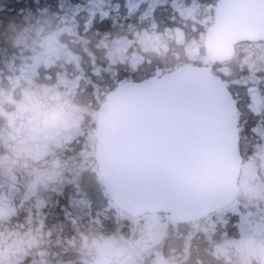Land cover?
<instances>
[{
    "label": "flooded vegetation",
    "instance_id": "1",
    "mask_svg": "<svg viewBox=\"0 0 264 264\" xmlns=\"http://www.w3.org/2000/svg\"><path fill=\"white\" fill-rule=\"evenodd\" d=\"M91 4L86 0V5ZM97 5L94 3V8L87 11L82 29L76 23L78 16L74 15L77 5H70L72 17L67 20L66 27L70 36L82 43L86 56L74 45L66 50L70 59L64 58L63 53L53 57L47 52L48 60L54 66L65 61L77 71H82V74H73L71 82L61 79L56 86L66 91L77 90L81 76L97 74L94 71L100 76L98 83H107L104 79L107 76L119 84L125 80H140L159 71L166 72L183 64L211 68L224 79L237 101H242L246 109L240 193L228 206L195 220L174 222L167 213H147L139 217L128 215L139 228L129 248H123L121 236L117 235L121 228L117 225L115 234L103 235L91 247L88 216L92 203L81 195L83 190L90 189L91 179L86 175H93L99 185V206L110 208L112 202L104 192L94 158L95 125L82 123L85 117L77 115L80 136L59 148L62 153L54 158L58 163L54 168L59 172L66 170L64 178L67 174H71V178L76 175L72 182L79 191L77 199L73 195L52 193L43 209V195L38 194L40 200L35 203H31V198L25 201L26 195L23 196L26 203H31L30 208L18 213L21 218L19 232L14 236L8 234V255L13 258L11 253L18 252L15 264H124L130 257H137L140 264H264V67L258 68L250 61L255 56L254 52L262 56L259 53L264 52V41L236 44L234 59L222 63L210 62L204 47L208 28L219 20L229 24L235 10L246 9V0H99ZM123 13L127 16L124 19ZM103 22L108 23V30ZM224 32L217 30L216 35L224 36ZM21 55L19 50L18 55L8 58L7 66L0 68V137L5 139L3 150L8 152H27V128L32 127L27 122L26 102L21 97L17 98V93L23 95L22 84L28 77L26 66L19 65L24 60ZM246 66L253 78L246 76ZM45 69L49 71L51 67ZM122 73H126L123 80L118 76ZM12 78H18V83L14 85ZM57 78L53 77V83ZM241 93L243 98L240 101ZM246 96L249 97L247 100ZM58 100L61 99L56 100L59 106L72 102V99L65 103ZM92 101L88 103L99 105L102 102L95 97ZM52 112L48 109L40 113L38 126L29 132L42 131L45 127L40 128L41 123L47 122ZM86 116L90 117L89 114ZM31 120L29 118V123L35 124ZM34 156L41 165V159L47 157L37 154L36 149ZM40 164L35 170L34 183L42 185L53 181L51 173L46 172L48 176L42 177ZM53 190L58 191L57 188ZM74 200L77 203L82 200L88 208L76 209ZM6 204L5 215H10V197H6ZM102 212L106 218L115 214L116 222H119L117 210ZM59 215L68 223H71V217L74 221L83 215V227L59 226ZM113 236L118 240H112ZM107 241L110 243L105 246ZM100 243L106 247L102 256ZM129 252H132L130 257ZM129 260V264H133Z\"/></svg>",
    "mask_w": 264,
    "mask_h": 264
},
{
    "label": "water",
    "instance_id": "2",
    "mask_svg": "<svg viewBox=\"0 0 264 264\" xmlns=\"http://www.w3.org/2000/svg\"><path fill=\"white\" fill-rule=\"evenodd\" d=\"M241 21L228 37L215 39L210 28V60H231L241 40H264V0H246ZM239 120L234 95L206 67L123 82L98 108L94 131L106 193L133 216L164 212L176 222L227 206L240 190Z\"/></svg>",
    "mask_w": 264,
    "mask_h": 264
},
{
    "label": "trees",
    "instance_id": "3",
    "mask_svg": "<svg viewBox=\"0 0 264 264\" xmlns=\"http://www.w3.org/2000/svg\"><path fill=\"white\" fill-rule=\"evenodd\" d=\"M89 1L92 3L90 6L86 5V0H0V68H4V65L7 66L6 64H8V58H13L14 56L18 55L19 50L22 51L21 56L24 57V60L21 62V64L19 62V65L26 66L27 61L29 63L27 55L29 52L28 47L31 45L30 43L36 39L38 48L40 49V54L34 63L33 71H31L28 77L30 75L34 77L36 75L37 77H41L46 72H48L46 71L45 67H43L42 62L39 59L41 58V50L44 39L54 34V45L56 39L63 38V36H65L66 40H68L67 34L69 31L66 27V23L67 20L72 17L70 10L72 7L70 6L71 4L77 5L78 7V10L74 15L78 16L76 23H79L82 29L84 16L87 15V11L90 8H94V3L95 6H98L97 4L99 3V0ZM121 16L123 19L127 17L125 13L121 14ZM103 24L105 27L108 26L107 22H103ZM108 29L109 28L107 27L106 30ZM58 30L60 32H58ZM74 40V42L71 41V39L70 41L68 40L69 45H74L83 56H86L85 52H83L82 43L76 39ZM16 43H19V45H16ZM48 44H46V46L49 48ZM256 54L257 53L254 52L253 55ZM67 66L71 69V73L75 72L76 74L77 69L71 65ZM34 71L35 73L37 71V74H35ZM94 72L97 74L90 73L87 74L85 78L84 75L81 76L82 79L79 83V89L76 90L73 88L68 91H66L67 89L65 90L63 87L54 86V79L47 81L42 77V81H40V78L38 77L37 81L42 85L40 88L36 90L30 89L25 95L17 93V98L21 97L26 102L25 113L27 116V122H29V118H36L38 115H40V113L43 112L41 109L46 107L47 109H50V111H53L51 110L52 108H56L58 110H64L65 112L68 111L71 114H74L76 117L77 115L80 117L84 116L85 119L82 120V123H88L91 124V126H94V115L98 104L95 103L90 105L88 101H92L94 97L102 100L104 94L116 85V83L112 82L109 77H104V75L103 77L107 83H98L100 76L98 72ZM49 73L50 75L54 76L56 71L49 70ZM125 75L126 73H122L118 76H120V79L123 80ZM235 75L239 74L235 73ZM251 75L252 74H250L248 67L246 66V76ZM251 78L253 77L251 76ZM76 79H78L77 76ZM248 98L249 97L246 96V100ZM57 99H61V101L58 100L61 103H65L70 99H72V102L70 105L59 106L56 103ZM240 108L242 111L241 146L243 147L245 135L244 130L246 124V109L242 102H240ZM86 114H89L90 117H87ZM4 142L5 139L0 137V253L4 252L7 254L5 258L6 260L10 261L12 258L8 255L7 237L9 233L14 236V234L18 233L20 230L19 225L21 224V218L18 217V213L22 210L29 209V205L31 203H35L36 201L40 200L37 198L38 194L44 196V198H42V208L45 209L47 202L49 201L48 196L52 193H60L68 196L73 195V197L77 199L76 197L79 191L72 182V178L75 179L76 175L71 178V174H67L64 178L63 175L66 170L59 172L56 170V168H54L56 166H50L51 163L50 160L47 159L48 157H43L41 159V165L40 161H36L37 159L34 155L29 156L28 152H8L3 150ZM65 146V144H62V147ZM26 147L28 149L27 143ZM61 151V149H58L57 151L54 150L50 155L55 158L58 155L60 156L62 153ZM38 164H40L42 167V177L45 178V175L48 176L47 174L51 173L50 175L53 181L44 182L42 185H37L34 183L35 170L38 168ZM56 164L58 163L56 162ZM86 177L91 179V185L89 187L90 189L89 191L83 190L81 195L84 198H89L90 202L92 203L90 206L91 213L88 216L90 231L92 233L90 243L91 247H93L92 245L94 242H97L101 236L105 234H115V226L117 225L119 228H121V231H118L120 234L117 235L121 236L120 240L123 248H129L134 233L139 230L137 224L131 222V218L128 215L121 213L112 207V205L110 208L99 206V185L96 181H94L95 177L93 175L89 174V176L86 175ZM53 188H57L58 191L54 192ZM25 195L27 198H31V203H26L22 199V197ZM6 197H10V211L12 212L10 215H5L7 210ZM74 203L76 209L78 208L83 210L88 208V204H85L82 200H80L78 203L74 200ZM108 209L109 211L117 210V212H119L117 215L119 222H116L115 214H111L107 218L105 217V214L102 215V211L105 212L108 211ZM71 220V223H68L61 215H59V226L64 225L65 227H68L72 225L73 227L78 228L83 227V215H80V218L76 217L74 221L73 217H71ZM109 243L110 242L107 241L105 246H108ZM99 246H103V244L100 243ZM105 246H103V251L100 252L101 256L104 255V249H106ZM125 252H127V250ZM0 264H7L5 259L1 256Z\"/></svg>",
    "mask_w": 264,
    "mask_h": 264
},
{
    "label": "rangeland",
    "instance_id": "4",
    "mask_svg": "<svg viewBox=\"0 0 264 264\" xmlns=\"http://www.w3.org/2000/svg\"><path fill=\"white\" fill-rule=\"evenodd\" d=\"M47 23V22H46ZM56 32V31H55ZM67 39L70 41L74 39V36H70V33L67 34ZM57 37V36H56ZM55 40V35H51L47 38L44 39V43L48 44L49 48L47 46H42V50H41V60H43L42 64L44 67L46 68H50L53 71H56V75L52 76L50 75L49 71L46 72L44 75H42L41 77L38 76L40 78V81H42V77L43 79L50 81L53 79V77H57L56 82L53 84L54 86L57 85V83L60 82L61 79H65L66 82H71L72 81V75L75 74V72L71 73V69L68 68V66L66 65L67 63L64 62V64H56L55 66L53 64L50 63V61L48 59H50V56L48 57L47 52H50V54L53 57H56L57 55L63 53V57L66 59H70V53L67 52L66 50L63 49H68L69 42L68 40H66V37L63 36V38H58L56 39L55 45L57 47H55V45L53 44V41ZM31 45L28 47L29 52L27 53L28 55V60L29 63L27 61V65H26V72L27 75L33 71L34 69V63L35 61L38 59V56L40 54V49L38 48V44H37V40L35 39L34 41H32V43H30ZM63 48V49H62ZM261 51L259 54L262 56H259L258 54H256L254 56V58H252L250 61L253 62V65H256L258 68H260L261 66L264 67V52ZM65 53V54H64ZM54 66V67H53ZM25 68V67H24ZM252 68V67H251ZM35 73V71H34ZM49 73V74H48ZM82 74L81 70H78L76 72V74ZM37 74V71L36 73ZM34 75V74H33ZM37 75L34 76H29L26 77V81L23 82L22 84V88L24 90V93H22L23 95L26 94V92L28 90H33V89H38L40 88L42 85L37 81ZM18 78L13 79L12 78V83L15 85L18 83ZM243 94V93H242ZM241 95V94H240ZM243 98V96L241 95V99ZM42 111H46L48 110L46 107L41 109ZM50 120H48L47 122H42L41 123V127H45L44 129H41L42 131H34L30 134H27V145H28V155H34L35 149H36V153L40 154L42 153V155L47 156L48 160H50V163H52L54 166H57L58 164H56V160L54 159L53 156H51V152H53L54 150L57 151L59 149V147H61V144H67V142L69 141V139H74L78 136H80L81 133V129L79 127V124L77 123V121L79 119H77V117L75 115H72L70 112H65L64 110H58L55 109L52 112V115ZM41 114L38 117H34L31 122H35V124H33V128H35V125L38 126V119H40ZM50 117V116H49ZM48 119V117H47ZM53 123L55 126H53ZM29 125H32V123H29ZM31 130V128H27V132H29ZM55 131H57V133H55ZM45 137V138H44ZM44 139V140H43ZM61 140V141H60ZM43 141V143H42ZM40 143H42V145L40 147L35 148L36 146H38ZM58 145V146H57ZM57 146V147H56ZM43 161V160H42ZM61 165H63V163L60 162ZM57 169H59L57 167ZM24 200H27V197L24 198ZM157 227V225L155 226ZM159 229H157L156 231H158ZM103 236H101L99 239H102ZM112 240L116 241L118 240L117 236H113ZM8 249V247H7ZM7 252V251H6ZM134 253L136 252V249L133 251ZM17 253H11V255L13 256L12 259H10V261L6 260V255L4 252L0 253V256L2 258L5 259V262L7 264L10 263H15L16 261V257H17ZM132 254V252H129V257ZM10 257V256H9ZM129 259H131V262L133 264H140V260L137 259V257H130ZM127 260L124 262V264H129L130 260ZM112 264H116V263H112Z\"/></svg>",
    "mask_w": 264,
    "mask_h": 264
}]
</instances>
